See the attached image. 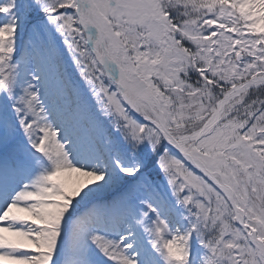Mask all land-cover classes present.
<instances>
[{
    "label": "snow or ice",
    "instance_id": "obj_1",
    "mask_svg": "<svg viewBox=\"0 0 264 264\" xmlns=\"http://www.w3.org/2000/svg\"><path fill=\"white\" fill-rule=\"evenodd\" d=\"M0 264H264V0H0Z\"/></svg>",
    "mask_w": 264,
    "mask_h": 264
}]
</instances>
